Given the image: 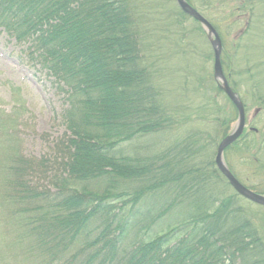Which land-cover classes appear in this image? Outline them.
<instances>
[{
    "label": "trees",
    "instance_id": "1",
    "mask_svg": "<svg viewBox=\"0 0 264 264\" xmlns=\"http://www.w3.org/2000/svg\"><path fill=\"white\" fill-rule=\"evenodd\" d=\"M213 1L207 0V6H201L198 0H186L221 33L217 22L207 15L208 10L221 5ZM128 5V0H0V31L18 46L26 47L30 60L40 65L53 86L64 94L61 119L68 132L58 144L66 151L60 162L46 157L27 158L18 126H13L16 119L0 109V264H230L227 258L231 250L244 255L246 264H263V253L257 257L249 251H256L257 246L254 236L247 233L251 226L241 217L237 200L242 198L237 194L222 201L216 193V199L209 197L207 214L216 208L218 215L199 212L203 204L198 199L197 212H186L181 220L171 221L173 205L181 199L180 195L176 197L177 182L187 179L181 191L189 196L186 202L190 208L195 198L192 194L204 189L201 182L194 184L198 180L194 166L197 172L206 169L229 186L216 169L214 152L210 156L208 150L216 146L214 133L222 134L218 141L227 137L234 116L218 105L215 83L205 88L209 96L198 95L182 105L190 115L169 108L164 99L157 101L142 35L126 20L127 16H120ZM176 12L205 34L201 25L178 6ZM242 13L245 10L241 6L233 9L230 23L250 16ZM245 27L242 39L252 31V21ZM181 70L184 74V67ZM257 70L253 68V72ZM195 77L203 86L209 85L204 70ZM210 79L216 82L214 73ZM226 79L239 96L230 71ZM211 90L218 94L211 95ZM261 96L255 95L257 103H264ZM156 105L164 114L156 133L166 134L173 125L176 129L190 126L184 143H176V165L170 163L165 171L157 156L147 162L141 154L126 152L128 143L153 134L145 131L153 128L143 126L146 118L139 112L152 115ZM175 107L181 106L176 103ZM170 110L179 115V120L167 115ZM195 124L204 129L190 131ZM262 146L260 143L255 148L256 156ZM185 153L193 157V165L180 170L178 158H184ZM260 158L264 161V154ZM258 160L257 168L264 171V162ZM127 183L133 188L122 191V196L131 197L127 203L136 212L148 196L163 198L154 191H165L168 185L175 188L174 194L170 193L175 200L168 196L166 204L159 203L163 204L160 212H156L158 207L148 208L147 212L141 209L136 235H132L121 206L111 203L118 199L116 190ZM143 225L149 231L145 235L138 230L144 229ZM153 228L158 231L150 234ZM8 234L11 237H5Z\"/></svg>",
    "mask_w": 264,
    "mask_h": 264
},
{
    "label": "rangeland",
    "instance_id": "2",
    "mask_svg": "<svg viewBox=\"0 0 264 264\" xmlns=\"http://www.w3.org/2000/svg\"><path fill=\"white\" fill-rule=\"evenodd\" d=\"M198 1H200L201 6H207V0ZM215 1L221 5L216 6L214 4L216 8L208 10L207 15L209 20L217 22L221 32L218 33V36L222 46L220 54V62L221 66H223L222 71L225 79L226 75L228 76V71H230L232 79H234L235 88L239 92L238 98L241 99V103L243 102L246 116V124L243 134L239 138L240 140L238 139L239 141L237 140L224 151L223 160L225 165L227 167L229 165L238 176L239 180L234 177L241 185L247 189L249 187L260 193L262 192L263 195H260L255 193L256 191L248 189L264 197V171H261L260 167L257 168L259 165L258 159L262 160L260 157L264 154V106L262 105L264 103H257L254 99L255 95L258 97L260 94L262 99H264V0H214L212 3ZM128 3V8L123 13L121 11L120 16L125 18L127 16L126 20H129L130 24L136 27L138 32L141 33L139 34L142 35L143 53L146 57L147 66L153 75L152 85H154L157 101L165 100L166 103H169V108H173L174 111L180 110L181 114L190 115L189 111L185 110L184 107L182 108V105L189 99L193 101V97L198 95L209 96L210 91L205 90V88L216 84L219 89L218 105L225 107L226 112L234 116L231 131L234 130L238 122V110H234V104L226 96L220 83L210 79L211 77L213 78L214 73L213 49L211 45V41L214 39L205 34L201 35L196 24L178 16L175 0H128ZM237 6H241L245 10V14L242 13L241 15L244 14L246 17V14H249L250 16L246 17L245 20L230 23L233 9H236ZM250 21H252V31L242 39L245 34L243 32L247 31L246 22ZM117 26H121V24ZM224 59L228 63L223 64ZM182 67H184V74L181 70ZM254 67L258 68V70L253 72ZM188 68L192 70V74H189ZM41 69L40 65L30 60L26 53V47L18 46L15 41L0 31V109L16 119L13 126H18L19 137L23 139V154L27 158L41 159L46 157L51 161L58 160L57 162H60L66 151H63L65 148L58 144L68 135L61 119L65 109V96L53 86L52 80ZM203 70L209 85L205 84L203 86L200 78L195 77L200 71L203 74ZM235 70L239 73L235 74ZM260 74H262L261 77ZM238 77L241 78L237 79ZM227 83L230 87L228 81ZM256 86L258 89H255ZM187 88H190L192 96L189 95ZM203 89L204 91H202ZM253 92L255 93L254 97ZM212 94H218V92L215 93L211 90ZM229 101L233 106L229 104ZM176 103L180 104L181 107H175ZM220 107L218 106V109ZM154 108L152 115L139 112L140 117L146 118L143 121L145 122L143 126L147 125L153 128L145 131L153 134H144L145 137L142 139L128 143L126 152L132 156L141 154L147 162L153 161L157 156V162L159 165L164 166L163 171H165L166 166L170 163L172 165L176 163L174 161L176 143H184L187 129L190 126L176 129V126L174 127L173 125L166 134L156 133L159 127L158 124L164 114L159 113L158 105L154 106ZM136 109L138 108L136 107ZM142 110L139 108V111ZM170 111L167 112V115H172L173 118L176 117V120H179V115L175 114L173 110ZM186 115H181V117L185 118L187 117ZM154 116L157 117L154 118ZM131 120L132 117L128 121ZM194 126L190 131L195 129L194 132L198 133L199 129H204V126L198 129L200 124H195ZM231 131L227 132V137L231 135ZM208 133L213 132L208 129ZM214 135L216 146H213L211 152L209 148L208 152L210 156L214 152L216 159L218 147L225 138L218 141L222 134L214 133ZM260 143H263V146L260 147L261 151L256 156L255 148ZM184 149L183 146L182 150ZM147 152L151 153L145 155ZM184 156L182 159L178 158L180 163L177 165H180V170L189 165L192 168L193 165L190 163L193 157L189 156L188 153H185ZM155 164L151 163V165ZM198 165L200 166L201 164L198 163ZM196 169L194 166V172L198 178L194 184L197 186V182H201L204 185V189H196V193L192 194V197L195 198L194 204L192 205L191 203L192 206L190 208V203L186 202L189 200V196L182 194L183 191H181L182 188L185 189L187 179L177 182L175 187L176 197L180 195V198H184L185 201L177 199L176 205H173L175 211L172 212L173 215L170 219L174 223L181 220L182 217L184 218L187 214L186 212H197L195 202L198 199L203 204L199 212L207 214L210 208L208 199L212 197L211 194L216 193V198L221 201L224 200V197L227 198L235 194L231 190L232 187L230 185L227 186L226 183H223L208 170L201 169L199 173ZM216 169L218 170L217 166ZM132 188L133 184L127 183L124 187L116 190L115 194L118 199L111 203L121 206L123 217L129 219L132 235H136L134 229L141 218L138 216L141 214V209L147 212L148 208L155 209V207H158L156 212H160L161 210L159 209L163 204L159 205V203H165L166 200H169L168 196L171 201L175 200L170 195V193L174 194L175 188L168 185L165 191H154L163 198L156 197L158 199L153 200L156 198L148 196V198L143 199L140 202V212H136L134 207L132 208L131 205H128L127 201L131 197L122 196V191L125 189L131 191ZM199 191L202 193L198 196L197 193ZM218 192L221 197H218ZM216 198L214 197V199ZM180 200L183 205H180ZM237 202L241 209L242 219L251 226L247 233L254 236L257 246L256 251L252 249L249 251H252V256L259 257L262 253L264 254V207L244 198L238 199ZM209 213L210 215L207 214V216L218 215L216 208H212ZM138 230H141L144 235L149 233V231H145V226L144 229L140 228ZM155 231H158V229L153 228L150 234ZM5 237L11 236L8 234ZM148 238L150 239L151 237L148 236ZM233 254L234 256H232ZM231 259L235 264H246L244 255L235 254L233 250H231L227 258V262H230V264L233 263ZM254 262L256 263L257 260ZM262 263L264 264V260H262Z\"/></svg>",
    "mask_w": 264,
    "mask_h": 264
},
{
    "label": "water",
    "instance_id": "3",
    "mask_svg": "<svg viewBox=\"0 0 264 264\" xmlns=\"http://www.w3.org/2000/svg\"><path fill=\"white\" fill-rule=\"evenodd\" d=\"M178 7L180 10L187 16L194 18L196 21H198L202 27L208 32V36L212 37L214 40L211 41L212 49L215 56V64H214V75L215 79L220 83L221 88L223 89L226 96L229 98V100L234 104L236 109L238 110V122L236 125V128L232 131L231 135H229L227 138H225L222 143L219 145L217 150V156L215 159L216 166L220 173L224 176V178L228 181L230 186L233 188V190L242 198L255 203L257 205H260L264 207V197L257 195L247 188H245L243 185H241L236 178L232 175V173L229 171L227 166L224 163L223 160V153L224 151L231 146L233 143H235L240 136L243 134L245 124H246V116L244 107L238 98L236 94L233 93L231 88L229 87L223 71L222 66L220 62V54H221V41L220 38L215 31V29L211 26V24L206 21L199 13L195 12L190 8V6L186 3L185 0H176Z\"/></svg>",
    "mask_w": 264,
    "mask_h": 264
},
{
    "label": "bare ground",
    "instance_id": "4",
    "mask_svg": "<svg viewBox=\"0 0 264 264\" xmlns=\"http://www.w3.org/2000/svg\"><path fill=\"white\" fill-rule=\"evenodd\" d=\"M113 0H111V2H112ZM176 1V0H175ZM186 1V0H185ZM177 3V2H176ZM187 3V2H186ZM188 4V3H187ZM189 5V4H188ZM178 6V5H177ZM190 6V5H189ZM179 8V7H178ZM190 8L192 9V10H194L195 12H197V13H199V11H197L194 7H192V6H190ZM180 9V8H179ZM183 13V12H182ZM184 14V13H183ZM189 17V16H188ZM191 19H193V20H195L194 18H192V17H190ZM196 21V20H195ZM198 22V21H197ZM199 23V22H198ZM201 27V26H200ZM203 30H204V32H205V34L208 36V32H206V30L203 28ZM213 64H215V56H214V52H213ZM213 72L215 73V71H214V69H213ZM233 131V130H232ZM231 131V132H232ZM127 146V145H126ZM219 173H220V171H219ZM220 175H222L221 173H220ZM222 177L224 178V176L222 175ZM226 180V179H225ZM227 181V180H226ZM228 182V181H227ZM228 184V183H227ZM229 185V184H228ZM231 188V187H230ZM231 190L233 191V192H235L234 190H233V188H231ZM236 194V193H235ZM211 196H214V194H211ZM215 197V196H214Z\"/></svg>",
    "mask_w": 264,
    "mask_h": 264
}]
</instances>
